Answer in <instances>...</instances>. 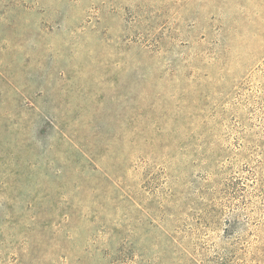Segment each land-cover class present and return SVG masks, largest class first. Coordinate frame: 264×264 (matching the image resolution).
<instances>
[{
  "label": "rangeland",
  "instance_id": "1",
  "mask_svg": "<svg viewBox=\"0 0 264 264\" xmlns=\"http://www.w3.org/2000/svg\"><path fill=\"white\" fill-rule=\"evenodd\" d=\"M0 264H264V0H0Z\"/></svg>",
  "mask_w": 264,
  "mask_h": 264
}]
</instances>
